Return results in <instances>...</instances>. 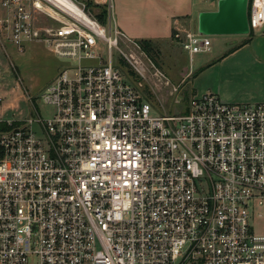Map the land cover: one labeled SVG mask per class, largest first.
<instances>
[{
    "label": "built area",
    "instance_id": "1",
    "mask_svg": "<svg viewBox=\"0 0 264 264\" xmlns=\"http://www.w3.org/2000/svg\"><path fill=\"white\" fill-rule=\"evenodd\" d=\"M71 1L84 16L1 0L3 51L42 44L65 64L36 102L28 95L34 116L6 118L0 97V264H264V102L205 93L161 113L138 81L171 82L143 41L107 32L86 0ZM92 1L110 21L113 0ZM248 22L264 29V0L249 1ZM173 39L191 58L212 49L178 24Z\"/></svg>",
    "mask_w": 264,
    "mask_h": 264
},
{
    "label": "crops",
    "instance_id": "2",
    "mask_svg": "<svg viewBox=\"0 0 264 264\" xmlns=\"http://www.w3.org/2000/svg\"><path fill=\"white\" fill-rule=\"evenodd\" d=\"M207 1L116 0V12L109 24L131 40L176 42L173 39L176 24L190 29V22L195 21L198 29L200 14L218 10L219 0L211 4ZM6 15L0 0V19ZM214 36L220 37L211 40V52L215 53L201 61L197 70L191 67L184 76L192 78V96L212 92L230 104L264 102V29Z\"/></svg>",
    "mask_w": 264,
    "mask_h": 264
},
{
    "label": "rangeland",
    "instance_id": "3",
    "mask_svg": "<svg viewBox=\"0 0 264 264\" xmlns=\"http://www.w3.org/2000/svg\"><path fill=\"white\" fill-rule=\"evenodd\" d=\"M212 1L215 0H208L207 3L211 4ZM87 4L88 12L97 17L101 11L97 8L95 2L89 0ZM115 5L116 0H113L112 16L113 14L115 15L116 12ZM102 8L106 11L108 10L109 18V9L107 7ZM108 18L105 25L107 32H109ZM37 21L40 25L52 24V21L43 15L37 16ZM190 29L194 32H198L195 21L190 22ZM209 37L211 40L220 38L217 36ZM138 43L142 44V42ZM5 47L7 53H5L3 49H0V68L6 72L0 84V97L3 98L1 110L4 116L11 120L25 119L30 115L34 116L30 113L27 101L28 95L34 98L36 102L40 95L46 90L47 86L57 77L60 71L63 70L65 61L56 58L49 49L42 44L31 45L24 53L19 52L12 45L7 44ZM213 47H215V44ZM119 48L125 50L128 46L125 42H119ZM214 53L215 52L200 53L191 58L190 54L183 51L181 46L176 42H151V48L147 54L156 66L167 76L171 82V86L162 87L161 90H157L155 89L153 80L149 78L142 79L138 81V83L141 84L143 92L158 106V110L161 113L165 112L172 115L184 113L188 107L187 102L192 96V86L190 84L192 78L184 79V76L188 74L191 67L197 70L198 65L202 63L201 61L210 59ZM103 56L105 58L109 56V50L106 45L104 46ZM112 58L116 66L124 69V60L117 49L112 51ZM11 64L16 66L19 74L18 77L21 81L12 73ZM180 82L182 83L180 84ZM175 87L178 89V92H173V88ZM37 107L43 118H49L52 115V107L46 106L42 102L37 103ZM152 113L156 115L158 112L153 109ZM263 229L264 225L258 223L256 230L262 232Z\"/></svg>",
    "mask_w": 264,
    "mask_h": 264
},
{
    "label": "water",
    "instance_id": "4",
    "mask_svg": "<svg viewBox=\"0 0 264 264\" xmlns=\"http://www.w3.org/2000/svg\"><path fill=\"white\" fill-rule=\"evenodd\" d=\"M249 0H219L218 10L199 16L198 32L204 36L248 34Z\"/></svg>",
    "mask_w": 264,
    "mask_h": 264
},
{
    "label": "bare ground",
    "instance_id": "5",
    "mask_svg": "<svg viewBox=\"0 0 264 264\" xmlns=\"http://www.w3.org/2000/svg\"><path fill=\"white\" fill-rule=\"evenodd\" d=\"M57 7L64 9L73 16H84L78 6L71 0H49ZM49 10V9H48Z\"/></svg>",
    "mask_w": 264,
    "mask_h": 264
},
{
    "label": "trees",
    "instance_id": "6",
    "mask_svg": "<svg viewBox=\"0 0 264 264\" xmlns=\"http://www.w3.org/2000/svg\"><path fill=\"white\" fill-rule=\"evenodd\" d=\"M87 2L89 1V0H86ZM251 1V0H250ZM100 9V13H99V15L97 16L98 17V19L103 23V24H106V21H107V11L105 10V9H103V8H99ZM142 46H143V48L145 49V51H150V48H151V42H149V41H143L142 42ZM136 81H138L137 79H136ZM148 96V95H147ZM149 97V96H148ZM150 98V97H149Z\"/></svg>",
    "mask_w": 264,
    "mask_h": 264
}]
</instances>
